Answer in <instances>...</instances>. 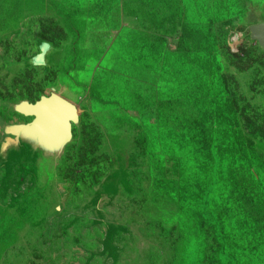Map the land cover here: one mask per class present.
<instances>
[{
  "label": "rangeland",
  "instance_id": "rangeland-1",
  "mask_svg": "<svg viewBox=\"0 0 264 264\" xmlns=\"http://www.w3.org/2000/svg\"><path fill=\"white\" fill-rule=\"evenodd\" d=\"M130 3L0 0V264H264V189L257 181L264 182V28L256 29L264 24V0L241 2L256 15L252 30L250 21H239L235 29V24L210 29L217 34L222 70L238 102L240 140L255 164L252 171L242 162L232 171L223 169L217 148L212 164L210 142L222 136L212 110L182 62L170 55L164 65V57L146 53L163 47L164 37L173 49L193 52L192 36L186 35L187 46L180 34H172L181 27L179 20L163 24L135 3L132 12L140 17L132 27H142L134 35L146 53L136 70L118 59L116 50L89 46L88 30L109 27L114 13L128 10ZM93 19L103 24L90 26ZM149 27L158 30L153 40L147 37ZM232 33L240 36L231 43ZM106 53L104 67L96 71ZM163 67L172 77L158 71ZM129 72L141 81L128 82ZM53 92L77 103L80 121L65 149L47 155L45 164L36 145L17 139L16 130L34 120L17 108ZM154 101L161 128L142 113ZM113 121L125 133L128 151L134 147L130 157L109 137ZM162 129L170 136L175 129L188 132L186 154L165 152L152 137ZM132 154L141 157L136 173ZM195 161L202 162L196 166ZM136 181L141 194L128 195ZM207 191L211 202L205 210ZM210 215L218 218L220 231ZM141 226L163 230L154 237L166 235L153 259L140 257L134 236L126 234L131 229L141 234Z\"/></svg>",
  "mask_w": 264,
  "mask_h": 264
},
{
  "label": "trees",
  "instance_id": "trees-1",
  "mask_svg": "<svg viewBox=\"0 0 264 264\" xmlns=\"http://www.w3.org/2000/svg\"><path fill=\"white\" fill-rule=\"evenodd\" d=\"M94 1V0H93ZM100 1V0H99ZM105 1V0H101ZM115 1V0H113ZM145 5V7L150 11L152 15L156 16V20H163V24H169V22L180 21L181 27L175 30L172 34H180L181 38H184L186 43V35L192 36L193 40H196V48L193 52L184 49L173 50L169 46V41L164 37V46L154 50L147 51L146 53L151 54L152 57L159 56L160 59L164 57V65L167 64L169 56H174L182 62L186 68V74H188L195 85L200 91L201 97L204 99V103L212 110V122L215 125L217 133H221V137L213 136L210 142V160L212 164L217 163L216 154L214 153L217 148L221 153L222 167L225 170L232 171L241 162L244 163L248 170L252 171L255 168V164L252 161L251 155L247 153L245 147L242 145L240 136L242 133L241 122L238 116L236 105L238 102L232 99L231 90L228 87V83L225 79V74L223 73V64L219 59V54L222 50L217 34L210 31L212 26L216 25H226L237 27V23L245 16L250 9H242L241 2L243 0H135ZM99 9V6L95 8ZM84 10H80L83 13ZM79 12V14H81ZM181 19H179L178 17ZM224 27V26H222ZM159 28V27H158ZM182 31V32H181ZM188 46V45H187ZM132 49H130L131 51ZM133 57H138L135 54ZM145 53V52H144ZM146 53L144 58L146 60ZM141 59V58H140ZM159 63V67H161ZM161 74L163 71L166 73H171L166 67L160 68L158 70ZM172 77V75H171ZM130 81L128 82H138L141 81L140 75L129 76ZM154 89L150 90L149 93L153 95ZM153 97V96H152ZM156 102H152L150 109L142 110V113L147 119H154L155 121L160 120V112ZM140 114V113H139ZM114 124L109 126V137L112 142H116L117 145L123 151V154L130 157V153L134 151H128V147L124 141V134L121 130L119 124L113 121ZM158 127L161 128V122H158ZM125 129V128H123ZM117 130V132H115ZM188 132L179 134L175 129L174 133L170 136L167 130H160L157 134H152L155 141H160L161 144L165 146V152L171 155L177 152L180 155L186 154L188 148L190 147L191 139L185 140V136ZM182 147V149H181ZM139 149V148H138ZM133 155L132 173L138 171L139 160H141L140 155ZM186 160V159H184ZM202 161H195L194 165H199ZM203 178H204V174ZM202 178V179H203ZM201 179V180H202ZM257 181L264 189V182L258 178ZM115 183V174L109 178V185L113 186ZM137 181L136 185L127 192L131 196H137L141 194L138 190ZM157 198L154 201L157 203ZM138 202V200L136 199ZM211 202L210 191H207L204 199L205 210L208 209ZM129 203L134 204V199L129 198ZM212 220L215 222L218 231H220V222L217 217L210 215ZM141 234H137L136 229H131V231L126 232L127 235L130 233L135 238V243L137 244V252L140 257L144 258L148 254L152 259L153 256H157L155 247L159 242L166 240V235L163 234L161 237H154L156 232H162L163 230L158 226H141L139 227ZM123 235V233L121 234ZM222 241L224 246L227 244V239L222 236ZM111 240H109V246L111 247ZM193 246H189L186 251L190 252ZM121 251V253H128L124 248H116ZM129 255L127 254L125 259L128 260ZM231 258V257H230Z\"/></svg>",
  "mask_w": 264,
  "mask_h": 264
},
{
  "label": "water",
  "instance_id": "water-1",
  "mask_svg": "<svg viewBox=\"0 0 264 264\" xmlns=\"http://www.w3.org/2000/svg\"><path fill=\"white\" fill-rule=\"evenodd\" d=\"M262 25L264 26V24ZM262 25L256 29L263 30ZM236 35L238 34L233 33L231 35V42ZM17 110L27 116L35 117L32 123L21 127V132L27 134L25 137L35 144L41 143L43 140L46 149L51 148L58 152L64 150L73 139L74 125L80 121L79 107L57 92L51 96H43L35 103L31 101L22 102L18 105ZM19 137L18 135L17 139ZM46 137L52 140L51 145L45 141Z\"/></svg>",
  "mask_w": 264,
  "mask_h": 264
},
{
  "label": "crops",
  "instance_id": "crops-1",
  "mask_svg": "<svg viewBox=\"0 0 264 264\" xmlns=\"http://www.w3.org/2000/svg\"><path fill=\"white\" fill-rule=\"evenodd\" d=\"M128 1H134V0H128ZM123 2V0H121ZM135 3H130V7L128 10L125 12L124 8H121L119 10V18L116 13H114V20L115 21H109V27H97L96 29H89L88 30V35H89V46L98 49L100 44L105 45L108 48H112L117 51V56L118 59L122 60L124 63H128L129 67L132 68H137L138 61L140 58L144 59V48L141 46L143 44L142 40L140 38H136L134 35L137 33V35L142 33V27L141 29H133L132 23L135 21L136 18L140 17L139 13L132 12V8L134 7ZM134 13V14H132ZM133 15V16H132ZM111 16V15H110ZM250 17V18H249ZM256 16L254 14L250 15H245L241 18V22L246 23L247 21H250L252 23V20H255ZM94 22H90V26ZM142 24H145L144 22ZM106 28V29H105ZM104 29V30H103ZM150 34L147 36L149 40L155 39L156 35L158 34V30L155 28L149 27L147 29ZM104 32H109V34H102L103 36L101 37H96L95 35L99 36L101 33ZM121 32H123L127 37H123ZM95 33V35H94ZM135 38L137 41L135 44H130L131 39ZM170 44V42H169ZM172 44V43H171ZM138 45V46H137ZM170 46V45H169ZM171 49H173L172 46H170ZM88 51L87 46L84 47ZM130 49H132L130 51ZM137 49L139 51V56L138 57H133L134 56V50ZM142 51V52H140ZM109 56V53H106L104 60H101L99 64L96 65V71H99V69L103 68V62L107 59ZM143 62V61H142ZM129 76L136 75V73H130L128 74ZM128 81L130 79L128 78Z\"/></svg>",
  "mask_w": 264,
  "mask_h": 264
},
{
  "label": "clouds",
  "instance_id": "clouds-1",
  "mask_svg": "<svg viewBox=\"0 0 264 264\" xmlns=\"http://www.w3.org/2000/svg\"><path fill=\"white\" fill-rule=\"evenodd\" d=\"M106 1H109V0H106ZM118 0H115L114 2H117ZM123 1H125L126 3H130L131 1H128V0H123ZM132 2H134V3H139V2H137V1H132ZM254 2L255 1H253L252 2V5L254 6L255 4H254ZM250 10H253L252 8H249ZM119 10H120V8H119ZM119 10H118V12L116 13V15H118V18H119ZM124 11L126 12L127 11V9H124ZM132 14H134V13H132ZM252 14H254V13H252ZM247 15H249L248 13H247ZM255 15V14H254ZM133 16V15H132ZM256 16V15H255ZM90 22H94V23H102L103 24V22L102 21H97L96 19H93V20H91V21H89V25H90ZM254 23H255V20H252V26H251V30H252V28H253V25H254ZM261 23V22H260ZM260 23H258V24H260ZM262 25V24H261ZM99 27H102V26H99ZM94 29L96 28V27H93ZM233 34V33H232ZM231 34V35H232ZM236 34H238L239 36H240V34L239 33H236ZM102 35V34H101ZM232 43V42H231ZM177 49V48H176ZM176 49H173V50H176ZM129 68H132V67H129ZM137 68H135V70H136ZM132 73H135V72H132ZM54 93V92H53ZM52 93V94H53ZM58 93V92H57ZM52 94H50V95H44V96H51ZM60 94V93H59ZM62 95V94H61ZM43 97V96H42ZM41 97V98H42ZM65 97V96H64ZM40 98V99H41ZM67 98V97H66ZM39 99V100H40ZM38 101V100H37ZM37 101H35V102H37ZM32 102V101H31ZM35 102H33V103H35ZM76 105H77V103H75ZM78 106V105H77ZM25 115V114H24ZM25 116H27V115H25ZM32 117H34V116H32ZM34 119H35V117H34ZM33 122V121H32ZM31 122V123H32ZM16 132L18 133V135L20 136L19 137V140H23V141H27V142H29V143H32V144H34V145H36V148L38 149V150H40V152L42 153V162H44L45 161V164H47V162H48V160H47V155H52V154H54V153H57L58 151L57 150H54V149H51V148H48V149H46V146L44 145V143H43V140H42V142L41 143H38V144H35V143H33L31 140H29V139H27L25 136L27 135L26 133H24L23 131L21 132V129L20 130H16ZM45 141L46 142H48V144L49 145H51V139L49 138V137H46V139H45ZM42 145V146H41ZM43 154H45V158H44V155Z\"/></svg>",
  "mask_w": 264,
  "mask_h": 264
}]
</instances>
